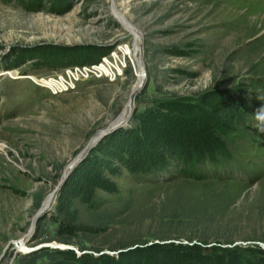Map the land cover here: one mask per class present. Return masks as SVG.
<instances>
[{
    "label": "rangeland",
    "instance_id": "obj_1",
    "mask_svg": "<svg viewBox=\"0 0 264 264\" xmlns=\"http://www.w3.org/2000/svg\"><path fill=\"white\" fill-rule=\"evenodd\" d=\"M135 34L145 80L125 124L88 151L31 240L6 248L89 140L119 121L138 84ZM85 47L106 52L87 64L64 54ZM261 107L264 0H0V264H28L24 255L62 245L52 239L80 223L75 243L140 239L161 209L209 196L229 202L209 213L230 224L233 255L157 240L101 252L69 246L89 256L77 264H264V243L238 237L264 233ZM189 170L203 184L187 180ZM90 184L95 204L115 215L104 234L79 202ZM56 260L41 264H72Z\"/></svg>",
    "mask_w": 264,
    "mask_h": 264
},
{
    "label": "trees",
    "instance_id": "obj_2",
    "mask_svg": "<svg viewBox=\"0 0 264 264\" xmlns=\"http://www.w3.org/2000/svg\"><path fill=\"white\" fill-rule=\"evenodd\" d=\"M105 52L106 51H102V49L97 47H85L76 51H72V53L67 52L64 54L84 56L82 64H87L96 61L100 55L104 54ZM190 172L191 171L189 170V173ZM188 177L189 179L187 180H192L191 182L197 184H203L202 181L206 180L201 175H196L192 172L188 175ZM65 187L66 184L59 193H61ZM203 197L207 198L208 196L205 194ZM220 199L225 203L221 204ZM79 202L82 205L86 204L88 206V220L92 223L90 225L93 226L94 233L99 235L108 232L111 224L113 223L112 220L114 219L115 215L111 216L110 218V215L107 213L109 211L102 209L101 205L95 204V188H93L92 184H90L89 189L85 188V190L82 191L81 195L79 196ZM215 202L217 205H215ZM228 206L229 202L226 199H222L220 196H209L207 199L196 201V203L192 206L163 208L157 215L160 221L155 223L156 228L154 227V230L146 232L145 235L140 237V239H130L129 241L113 240V243H101L98 246H90V241L88 242L87 240H82L75 243V234L80 233L81 231H86L85 226L80 223L79 227H71L70 225L63 227L64 230L61 229V231H63L62 235L54 237L52 240L58 242L59 244L68 246L75 245L80 250H91L94 252H101L105 249H125L136 244L143 245L148 241H170L165 245L178 250H187L191 252L207 251L212 253L223 252L226 255H233L236 253L235 249L229 248L228 246L232 245L236 240L231 230L229 229L230 231H228L226 229V227H229L230 224H226L224 228H221L218 224H222V221H219L218 223V221L215 220V217L213 218L214 212L209 213V211H212L213 208H216V210L221 208L223 212H226ZM258 211L259 217L257 218H260L262 211L261 208L260 210L258 209ZM213 227L215 229H212ZM258 230L259 229L256 231L255 229L253 231L249 230V232L246 231L243 234H238V237H241V241L264 243V233H260L258 235ZM183 240H185L188 244L182 243ZM193 241L195 242L192 243ZM92 244L94 245V242H92ZM210 244L213 245L208 246ZM162 245H164V243ZM85 257L89 256H77L72 250H65L61 248H45L32 254L23 256V258L28 261V264H41L42 260L48 259L57 263H59V261L56 259H64L70 261L72 264H77L80 263Z\"/></svg>",
    "mask_w": 264,
    "mask_h": 264
},
{
    "label": "water",
    "instance_id": "obj_3",
    "mask_svg": "<svg viewBox=\"0 0 264 264\" xmlns=\"http://www.w3.org/2000/svg\"><path fill=\"white\" fill-rule=\"evenodd\" d=\"M122 114H120L119 117H121ZM115 121H117V119ZM114 122H112L108 127L103 129L98 136L95 135L93 138H91L89 140L88 144L85 146V148L65 167L57 185L52 190L50 196H54L55 198L57 197L59 192L62 190V188L65 186L66 182L68 181L70 175L75 171V169L78 167V165L85 159L88 151L91 150L100 141V139L102 137H104L105 135H107V134H109L115 130V128L112 127ZM49 210H50V208L48 206L44 207L43 204L39 207V209L34 213V217L36 219V224L40 219H42L48 213ZM35 229H36V226H35L34 230H32V233H31V229H29L27 231L26 235H24V237L20 240L10 241L6 248H8L11 244L16 246V247H19V245H21L23 242H27V241L29 242L31 240V237L33 236V234L35 232ZM6 248H5V250H6ZM52 248H61V249H65V250L75 251L72 246L63 245V244L53 246ZM2 256L3 255L0 256V259Z\"/></svg>",
    "mask_w": 264,
    "mask_h": 264
},
{
    "label": "bare ground",
    "instance_id": "obj_4",
    "mask_svg": "<svg viewBox=\"0 0 264 264\" xmlns=\"http://www.w3.org/2000/svg\"><path fill=\"white\" fill-rule=\"evenodd\" d=\"M117 21L121 24V26L125 29H127L129 27V23L128 21L124 18V16L122 15H117ZM139 42H140V36L139 35H136L135 34V43H134V51H135V54L133 56V61L134 63L137 65V68H138V74H137V79H138V84L136 86V88L134 90L131 91L130 93V96H129V103L128 105L126 106L122 116L119 118V121H115L114 124H113V128L114 126H118V125H124L125 123H119V122H122L124 120H126V118L128 117V114H129V111L133 108V99L134 97L136 96L137 93L140 92L141 90V87L144 83V80H145V74H144V71H143V62H142V56H141V50H140V47H139ZM118 120V119H117ZM101 132H99L97 134V136L100 134ZM51 195V194H50ZM48 196L47 199L44 201L43 203V206H48L49 208L52 207V204H53V199L55 200V197L54 196ZM32 225L30 227L31 229V233H32V230H34L35 226L37 225L36 224V219L35 217H33L32 219ZM22 249H25L21 246ZM21 249V250H22Z\"/></svg>",
    "mask_w": 264,
    "mask_h": 264
},
{
    "label": "clouds",
    "instance_id": "obj_5",
    "mask_svg": "<svg viewBox=\"0 0 264 264\" xmlns=\"http://www.w3.org/2000/svg\"><path fill=\"white\" fill-rule=\"evenodd\" d=\"M255 118L258 121L257 130L261 133H264V107H261L257 110Z\"/></svg>",
    "mask_w": 264,
    "mask_h": 264
},
{
    "label": "built area",
    "instance_id": "obj_6",
    "mask_svg": "<svg viewBox=\"0 0 264 264\" xmlns=\"http://www.w3.org/2000/svg\"><path fill=\"white\" fill-rule=\"evenodd\" d=\"M83 76L89 77V75H83ZM100 76H103V74L100 73ZM73 85H76V84H73Z\"/></svg>",
    "mask_w": 264,
    "mask_h": 264
}]
</instances>
